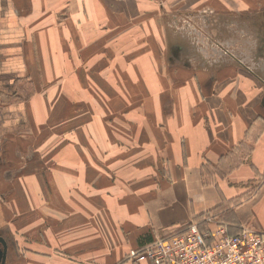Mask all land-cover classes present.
Segmentation results:
<instances>
[{
	"label": "crops",
	"instance_id": "1",
	"mask_svg": "<svg viewBox=\"0 0 264 264\" xmlns=\"http://www.w3.org/2000/svg\"><path fill=\"white\" fill-rule=\"evenodd\" d=\"M162 15L154 0H0V171L30 159L32 182L16 190L34 192L0 200L5 264H136L129 251L209 212L230 234L264 233V84L234 65L173 66ZM121 95L143 116L121 120ZM60 96L81 113L74 126L102 113L81 150L53 137L41 156L39 113ZM121 142L147 148L123 166L88 162Z\"/></svg>",
	"mask_w": 264,
	"mask_h": 264
},
{
	"label": "rangeland",
	"instance_id": "2",
	"mask_svg": "<svg viewBox=\"0 0 264 264\" xmlns=\"http://www.w3.org/2000/svg\"><path fill=\"white\" fill-rule=\"evenodd\" d=\"M154 1L161 6L163 20L169 35V58L173 66L216 71L225 66L234 65L257 74L264 84V0ZM135 96L136 102L141 98H147V95L142 94ZM41 97V103L49 104V100L46 101L43 96ZM63 97L60 96L59 107L53 110L45 109L39 113V126H36L35 133L40 137L41 156H45V153L51 149L52 143H49V140L53 137L59 141V144H55L57 150L72 152L81 150L80 136L82 137L85 131L91 129L90 123L102 113L88 110V128L74 126L75 122L80 119L81 113L73 109L70 111L66 109ZM95 101L94 97L93 102L95 103ZM50 104L52 105V99ZM139 105L130 102L128 96L121 95L119 118L125 121L129 117H142V112L136 111ZM74 106L76 105L73 103ZM120 128L123 129L122 125ZM63 130H68L70 135L66 134L67 132L64 133ZM31 140L32 138L29 139V141ZM138 143H129L131 147H127V143L121 142L119 150L114 151V158L111 149L105 148L103 149L105 153L103 159L94 158L93 160L89 159L88 162L91 161L94 166L105 169L112 167V161L123 166L122 164L127 162L126 157L129 151L138 150L143 146L147 148L146 144ZM87 145L89 151L99 152L101 150L100 145H96L92 141H88ZM39 161L40 168H44L42 162H46V158L41 157ZM71 161L78 165L81 158H72ZM28 164H30V159L23 158L17 160L15 165H11L8 169L4 168V171L9 173L0 171V200L14 202L18 193L23 197H33L34 192L16 190L18 183L32 182L33 176L30 173L31 168L27 167ZM16 170L24 171L27 174H21L22 172L16 174ZM42 178H46V176H40V180ZM35 193L37 198L38 192ZM3 234L6 235V231H3Z\"/></svg>",
	"mask_w": 264,
	"mask_h": 264
},
{
	"label": "built area",
	"instance_id": "3",
	"mask_svg": "<svg viewBox=\"0 0 264 264\" xmlns=\"http://www.w3.org/2000/svg\"><path fill=\"white\" fill-rule=\"evenodd\" d=\"M230 226L209 212L184 229L128 253V260L149 264H264V233Z\"/></svg>",
	"mask_w": 264,
	"mask_h": 264
},
{
	"label": "water",
	"instance_id": "4",
	"mask_svg": "<svg viewBox=\"0 0 264 264\" xmlns=\"http://www.w3.org/2000/svg\"><path fill=\"white\" fill-rule=\"evenodd\" d=\"M7 243L5 239L0 235V264H5L7 259Z\"/></svg>",
	"mask_w": 264,
	"mask_h": 264
},
{
	"label": "trees",
	"instance_id": "5",
	"mask_svg": "<svg viewBox=\"0 0 264 264\" xmlns=\"http://www.w3.org/2000/svg\"><path fill=\"white\" fill-rule=\"evenodd\" d=\"M202 219V218H201ZM198 221V220H197ZM186 227V226H185ZM185 227H183V228H181V229H179V230H182V229H184Z\"/></svg>",
	"mask_w": 264,
	"mask_h": 264
}]
</instances>
